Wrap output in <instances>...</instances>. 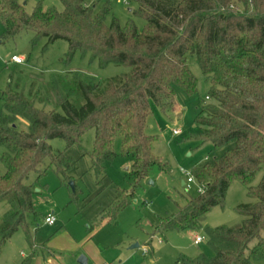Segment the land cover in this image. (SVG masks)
<instances>
[{
	"label": "trees",
	"instance_id": "obj_1",
	"mask_svg": "<svg viewBox=\"0 0 264 264\" xmlns=\"http://www.w3.org/2000/svg\"><path fill=\"white\" fill-rule=\"evenodd\" d=\"M59 1L61 10L44 11L38 5L27 13L16 0H0L3 37L31 31L32 45L45 40L43 50L57 40L65 41L67 60L79 53L88 55L99 68L112 64L128 71L101 81L72 71L51 75L38 89L31 82L27 94L10 85L0 90L5 111L0 115V160L5 168L0 176V207L8 206L0 223V252L19 229L32 252L37 249L27 222V215L36 213L33 190L24 179L31 172L42 174L39 167L46 158L62 182L69 179L71 158L53 152L48 140L80 145L84 131L92 128L91 165L97 176H102L103 164L117 155V137L119 154L131 158L135 183L153 165L163 166L152 152L155 137L145 132L146 122L151 105L162 112L174 109L175 86L188 94L196 90V79L187 65L190 56L209 82L212 99L199 104L195 122L200 130L195 138L214 148L232 140L233 146L191 169L202 192L187 198L176 213L159 218L156 229L206 230L213 256H179L175 264H256L263 260L264 171L256 185L250 183L264 165V0H129L136 6L132 13L145 22L142 29L132 21L122 26L110 12L111 0ZM46 104L51 105L49 110ZM20 120L26 122L25 129L18 128ZM234 181L246 186L252 199L235 208L243 216L241 223L203 228L205 215L223 205ZM131 198L128 191L114 188V197L96 224L115 220ZM31 256L21 264H30Z\"/></svg>",
	"mask_w": 264,
	"mask_h": 264
},
{
	"label": "rangeland",
	"instance_id": "obj_2",
	"mask_svg": "<svg viewBox=\"0 0 264 264\" xmlns=\"http://www.w3.org/2000/svg\"><path fill=\"white\" fill-rule=\"evenodd\" d=\"M16 1L27 13H31L38 5L44 11L62 9L59 0ZM135 9L134 3L127 6L114 0L110 2V12L122 26L132 21L138 29H142L145 22L132 13ZM3 33L4 28L0 22V90L10 85L12 89L27 94L31 82L35 83L38 89L49 82L51 75L72 71L90 75L96 81L128 71L127 67L112 64L99 68L96 61H90L88 55L81 56L79 53L67 60L68 45L63 40H57L43 50L45 40L41 39L32 45L31 31H22L13 38H4ZM12 56L20 57L22 62H12ZM187 65L196 79V90L188 94L175 86L174 109L162 112L158 107L151 105V113L146 122L145 132L155 137L151 146L152 152L164 168L158 164L153 165L147 176L137 183L130 174L131 158L119 154V137L114 143L117 155L112 161L103 164L102 176H97L91 165L94 139L92 128L84 131L80 145L66 146L63 140L57 138L48 140L52 151L63 152L71 158L73 165L67 173L69 179L65 182H62L54 168L49 166L48 158L39 167L41 171L44 170L42 174L31 172L24 179V183L30 185L33 190L32 202L36 213L27 215V222L29 231L35 239L34 243L40 242L38 246H44L46 239L60 228L68 229L76 239L88 237L96 230L93 235L95 239L102 240L101 236H107L111 244L103 249L107 257L105 262L110 264H175L179 256L188 258L199 254L213 256V251L207 244L206 230L156 229L159 218L176 213L187 198L197 195L199 183L195 180L187 183L186 173H190L195 165L212 161L214 157L233 146V140L214 148L210 142H200L195 138L200 130L195 122L199 104L211 103L212 99L208 97L209 82L202 75L195 58L189 56ZM37 106L43 105L37 103ZM50 106L46 104L44 108L49 110ZM4 113L0 101V115ZM17 124L19 129L26 128V122L23 120ZM173 129H178L179 134L173 135ZM2 151L0 147V157ZM263 171L264 165L250 185L258 183ZM4 172L5 168L0 160V176ZM114 188L131 193V203L117 214L115 220L104 219L98 225L96 218L114 197ZM250 201L252 199L247 195V187L238 181L232 182L226 191L223 205L211 208L202 220L201 226L213 229L219 226L239 225L243 216L235 208ZM7 209V205L0 208V223L2 214ZM47 212H52L58 221L52 225L44 223L43 218ZM196 234L202 237L198 244L194 243ZM254 243L255 240L251 241L249 247ZM133 245L137 247L130 248ZM144 248L147 250L146 253L143 252ZM20 251L25 253V257L31 253L21 229L2 244L0 264H9L15 257L18 258ZM121 261L123 263H120ZM256 264H264V259Z\"/></svg>",
	"mask_w": 264,
	"mask_h": 264
},
{
	"label": "crops",
	"instance_id": "obj_3",
	"mask_svg": "<svg viewBox=\"0 0 264 264\" xmlns=\"http://www.w3.org/2000/svg\"><path fill=\"white\" fill-rule=\"evenodd\" d=\"M84 1L87 4L94 2V0ZM128 11L130 10L128 9ZM57 221L56 218V222ZM55 231L53 235L46 239L45 247H39L38 245L40 242H35L37 249L34 253L30 248L31 253L28 256L30 257L32 255L30 264H77L76 258L81 254L87 257V264H110L109 262H105L107 257L103 250L104 247H109V245H111L109 244L107 236H101L102 240H100V238L95 239L93 235L96 233V230H94L88 237L76 239L66 228H60ZM34 240L35 239H33V241ZM28 257H25V253L20 251L18 258L15 257L9 264H21L22 261ZM120 263L123 262L121 261Z\"/></svg>",
	"mask_w": 264,
	"mask_h": 264
},
{
	"label": "built area",
	"instance_id": "obj_4",
	"mask_svg": "<svg viewBox=\"0 0 264 264\" xmlns=\"http://www.w3.org/2000/svg\"><path fill=\"white\" fill-rule=\"evenodd\" d=\"M116 2H119L123 5H129V0H114ZM11 61L14 62V63H21L22 62V59L18 56H12L11 57ZM172 134L173 135H178L179 134V130L178 129H173L172 130ZM187 175V179H186V182L187 183H192L193 182V177L190 175V173H186ZM203 190V186L201 184H199L198 186V192H202ZM44 223L48 224V225H52L56 222V216L52 213V212H47L45 215H44ZM202 241V237L199 236V235H195L194 236V243L195 244H198ZM161 242V241H160ZM143 252L146 253L147 250L146 248L143 249Z\"/></svg>",
	"mask_w": 264,
	"mask_h": 264
},
{
	"label": "water",
	"instance_id": "obj_5",
	"mask_svg": "<svg viewBox=\"0 0 264 264\" xmlns=\"http://www.w3.org/2000/svg\"><path fill=\"white\" fill-rule=\"evenodd\" d=\"M182 185H183V182H182ZM133 247H137V245H133L131 248ZM76 263L77 264H87V257L83 254L78 255V257L76 258Z\"/></svg>",
	"mask_w": 264,
	"mask_h": 264
}]
</instances>
